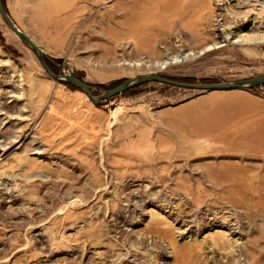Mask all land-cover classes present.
<instances>
[{"label":"rangeland","instance_id":"rangeland-1","mask_svg":"<svg viewBox=\"0 0 264 264\" xmlns=\"http://www.w3.org/2000/svg\"><path fill=\"white\" fill-rule=\"evenodd\" d=\"M96 1L3 3L94 96L264 75V42L235 41L264 34L255 2ZM66 83L0 16V264H264V84L150 81L94 104Z\"/></svg>","mask_w":264,"mask_h":264},{"label":"water","instance_id":"water-1","mask_svg":"<svg viewBox=\"0 0 264 264\" xmlns=\"http://www.w3.org/2000/svg\"><path fill=\"white\" fill-rule=\"evenodd\" d=\"M0 16L3 19V21L6 23V25L18 36V38L23 43H25L27 46L30 47V49L34 52L42 67L45 69V71H47L49 75H51L56 80L65 81L67 83L76 86L79 89H82L94 104H98L100 101L114 97L120 93H123L124 91H127L128 89L134 86L147 83L150 81L165 83L177 87H185V88L204 90V91L248 89L264 84V75L255 76L247 79H240L231 82L191 83V82H184V81L172 79L160 73H152L148 75H138L136 77L126 79L112 88H107L102 90L100 95L94 96L92 94V91L94 90V87L92 85L86 83L81 78L77 77L66 64H62V65L56 64L23 31H21L19 27H17V25L14 23L9 13L7 12L3 0H0ZM48 62L53 64L54 66L66 68L68 71L67 74L64 75L54 74L49 68L47 64Z\"/></svg>","mask_w":264,"mask_h":264},{"label":"bare ground","instance_id":"bare-ground-1","mask_svg":"<svg viewBox=\"0 0 264 264\" xmlns=\"http://www.w3.org/2000/svg\"><path fill=\"white\" fill-rule=\"evenodd\" d=\"M93 1H96V0H93ZM237 1H238V5L242 8L247 7L251 3L255 2L259 7H261V9L264 12V0H237ZM235 41L250 42V43H254V44L263 43L264 42V34H260V33L259 34H254V33L253 34H245L244 33V35L239 34L236 37ZM211 48H213L211 45H206L201 50L203 52V51L209 50ZM194 54H195V52H191V51H187V52L183 51L179 54L177 52L176 53L167 52L162 59L153 61L151 63V66L153 69L162 70L165 67H167L168 65L183 61L186 57L188 58L189 56H193ZM202 125H203V123H202ZM225 199H226V197H225ZM229 203H233V202H229Z\"/></svg>","mask_w":264,"mask_h":264},{"label":"trees","instance_id":"trees-1","mask_svg":"<svg viewBox=\"0 0 264 264\" xmlns=\"http://www.w3.org/2000/svg\"><path fill=\"white\" fill-rule=\"evenodd\" d=\"M66 84H68L70 86V83H66Z\"/></svg>","mask_w":264,"mask_h":264}]
</instances>
